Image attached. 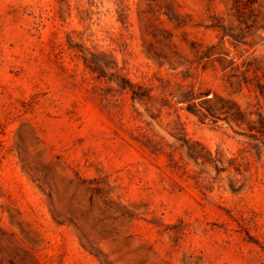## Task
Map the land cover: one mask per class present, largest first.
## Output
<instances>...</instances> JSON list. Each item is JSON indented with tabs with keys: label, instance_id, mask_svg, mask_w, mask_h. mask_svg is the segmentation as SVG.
I'll use <instances>...</instances> for the list:
<instances>
[{
	"label": "rangeland",
	"instance_id": "1",
	"mask_svg": "<svg viewBox=\"0 0 264 264\" xmlns=\"http://www.w3.org/2000/svg\"><path fill=\"white\" fill-rule=\"evenodd\" d=\"M0 264H264V0H0Z\"/></svg>",
	"mask_w": 264,
	"mask_h": 264
}]
</instances>
